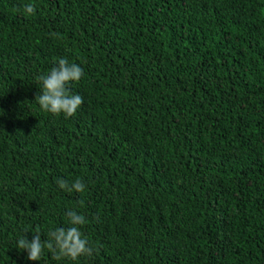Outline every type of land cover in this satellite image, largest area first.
<instances>
[{"label":"trees","instance_id":"obj_1","mask_svg":"<svg viewBox=\"0 0 264 264\" xmlns=\"http://www.w3.org/2000/svg\"><path fill=\"white\" fill-rule=\"evenodd\" d=\"M60 58L69 118L35 102ZM69 209L91 257L17 248ZM0 264H264V0H0Z\"/></svg>","mask_w":264,"mask_h":264},{"label":"clouds","instance_id":"obj_2","mask_svg":"<svg viewBox=\"0 0 264 264\" xmlns=\"http://www.w3.org/2000/svg\"><path fill=\"white\" fill-rule=\"evenodd\" d=\"M23 11L27 15L34 14V4L26 3ZM83 75L80 65L70 63L66 58H60L47 73H41L35 77L41 89V94L36 96L35 102L43 111L53 115L63 114L65 118L74 116L83 104V97L78 93L73 94L70 86L80 81ZM56 182L61 189L69 193L73 191L82 193L86 189L81 179L71 183L64 179H57ZM65 217L67 227H57L49 231L46 240H41L39 231L34 234L31 241L27 236L22 235L17 241V248L26 250L27 258L31 261H41L45 249L52 253L55 260L66 258L77 261L80 257H91L94 247L81 230L89 223V220L73 209H69Z\"/></svg>","mask_w":264,"mask_h":264}]
</instances>
